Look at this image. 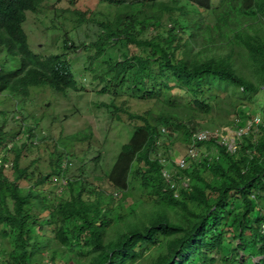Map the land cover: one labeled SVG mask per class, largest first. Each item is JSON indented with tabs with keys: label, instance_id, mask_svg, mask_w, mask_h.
<instances>
[{
	"label": "trees",
	"instance_id": "obj_1",
	"mask_svg": "<svg viewBox=\"0 0 264 264\" xmlns=\"http://www.w3.org/2000/svg\"><path fill=\"white\" fill-rule=\"evenodd\" d=\"M62 1L72 9L80 0H0V51L19 61L15 71L0 66V95L27 100L40 89L64 95L79 90L74 75L91 73L98 93L111 97L98 107L113 122L124 115L133 133L105 176L113 197L82 177H65L67 165L62 168L67 143L88 144L91 129L56 142L52 169L42 173L36 161L21 166L29 150L42 144L45 152L48 145L38 140V122L25 127L21 145L7 149L8 113L0 112V264H135L150 253L148 264H264V117L258 113L264 0H97L105 13L61 10L72 12L77 28L93 30L89 43L73 42L62 26L63 52L34 54L23 29L26 14ZM71 53L85 58L80 72L72 69ZM120 96L151 106L132 113L125 101L116 107ZM242 106L251 108L243 113ZM200 115L213 118L209 129H219V119L240 132L235 151L211 140L204 144L221 159L186 155L189 166H171L172 158L161 154L164 136L181 132L193 145ZM167 164L173 189L162 173ZM56 179L64 190L52 199L46 192ZM134 181L133 203L151 208L142 219L137 210L122 212Z\"/></svg>",
	"mask_w": 264,
	"mask_h": 264
},
{
	"label": "rangeland",
	"instance_id": "obj_2",
	"mask_svg": "<svg viewBox=\"0 0 264 264\" xmlns=\"http://www.w3.org/2000/svg\"><path fill=\"white\" fill-rule=\"evenodd\" d=\"M218 1L219 0H214V4ZM50 7L56 9L55 14L58 16V20H54V13ZM66 8L71 9L65 1L60 3L49 2L47 8H44V11L42 10L43 13L38 15L30 13L26 14V21L23 24V29L28 38L29 49L34 54L49 56L62 53V26L64 31L68 34L67 37L77 44L83 41L89 43L93 39V30L88 29L86 26L79 28L75 26L72 12L68 11L67 13H62L61 10ZM72 10H78L81 12H106L103 5L99 4L97 0H80L75 4V7L72 8L71 11ZM51 20H54L55 25L51 23ZM68 55V60L73 71L80 72L85 58L80 55L75 56L72 53ZM237 58L239 59V57ZM238 59L237 61L241 62V59ZM0 66L6 71H15L19 68V61L18 59L9 57L3 50H1ZM78 74H80V76L78 75L79 77H77L74 75V79L78 84L79 90H69L64 95H58L48 89L31 91L27 100L11 96L8 93L0 95V112L4 111L8 113L7 117L4 119L6 120L5 131L9 134L7 138L11 140L7 149H11L13 144H16L17 146L21 145L26 139L24 133L25 127H32L37 121L38 127L35 132L38 140L43 138L42 142H45V144L48 145L45 152L41 150L42 144L38 148L29 150L27 158L22 160L21 166L24 167L31 161H36L34 165L38 167L39 171L42 173H50L55 158L49 157V153L52 152L55 143H67V137L70 135L91 129L93 138L88 144L75 143L71 145V143H67L68 155L62 162V168L67 165V173H65V177H68L71 180H77L82 177V180L87 184L101 186L107 193L113 192V197H115V191L112 190L111 185L105 180V176L112 168L121 147L129 141L133 133V128L126 124L127 119L124 115L119 116L122 122H113L109 113L104 108L98 107L101 103H109L111 97L98 93L101 89L100 84L92 81L93 74H83V72ZM82 86H84V88H82ZM123 101L126 102L129 111L132 113H143L149 106H151L149 104H142L128 99L126 96H120L116 101V107H121V102ZM259 101L262 105L259 104L258 113L264 117V91L260 94ZM249 108L251 107H241L243 113H248ZM11 112L17 113L14 119L11 118ZM18 112H20V114ZM196 120L201 126H203H196L197 128H200L196 132L211 131L216 135L213 139L217 144L226 146L227 151L230 153L235 151L236 141L239 140L240 132L235 131L232 127L229 128L228 126L223 125V122L219 121V119L215 121V124L220 128H216V130L209 129V127H214V125L209 123V121L213 123L212 117H201L200 115ZM2 122L3 118L0 117V124ZM251 124V122L247 123L249 126H251ZM182 139L181 132H175L173 136L168 137V135H166L163 138V141L167 146H162L161 154L163 157L172 158L173 162H171V166L173 163V166L175 167L183 161V158L190 150L197 153L192 161L203 160V157L222 158L221 156H218L217 149L213 146L209 147L204 143V145L201 146H188V144L183 142ZM233 143L235 149L234 151H231L230 146H232ZM11 157L12 156H9L10 159ZM96 157L99 158L97 166L93 163V160ZM81 166L84 167L83 174H81L80 171ZM167 166L168 164L162 171L163 177L166 180H169L170 185H173L174 183L172 182L171 173L169 171L171 166ZM187 166H189V164ZM5 167V174L11 179V165L8 164ZM164 175H166V177ZM99 179H104V181H99ZM50 180L53 181V177ZM185 183H187V181L184 182V185ZM64 184V181L56 179L48 187L46 193L54 199L59 193H61V191L63 192ZM138 188L139 185L134 181L132 183V196L127 199L122 212L130 214L137 210V214H139L138 217L142 219L151 208L145 206L147 210H141V208H138L140 205L139 202L133 203L139 197ZM138 210L141 211L139 212ZM154 256L155 254H146V256L139 259L135 264H148L149 258ZM45 259L48 260L46 257Z\"/></svg>",
	"mask_w": 264,
	"mask_h": 264
},
{
	"label": "built area",
	"instance_id": "obj_3",
	"mask_svg": "<svg viewBox=\"0 0 264 264\" xmlns=\"http://www.w3.org/2000/svg\"><path fill=\"white\" fill-rule=\"evenodd\" d=\"M255 123H258V120H255ZM249 127L250 126L248 125L246 129H249ZM215 137H216L215 133H211V132L209 133L208 131L207 132H202V131L199 132L198 131V132H195L193 134V144L204 143V142L210 141L211 139H213ZM230 148H231V151H234V149H235L234 143L232 146H230ZM196 155H197V153L194 152L193 150H190L189 153H187V156L189 157L190 160H194ZM186 165H187V162L185 160H183L178 164V167L183 169L186 167ZM164 176L166 177V175H164ZM166 181L169 183V180H166ZM170 187L173 189V188H175V185L174 184L170 185Z\"/></svg>",
	"mask_w": 264,
	"mask_h": 264
},
{
	"label": "clouds",
	"instance_id": "obj_4",
	"mask_svg": "<svg viewBox=\"0 0 264 264\" xmlns=\"http://www.w3.org/2000/svg\"><path fill=\"white\" fill-rule=\"evenodd\" d=\"M208 132H211V131H208ZM211 133H213V132H211ZM211 140H214V139H211ZM211 140H210V141H211ZM207 142H209V141H207ZM204 143H206V142H204ZM195 144H196V143H195ZM195 144H193V145H195ZM174 185H175V184H174Z\"/></svg>",
	"mask_w": 264,
	"mask_h": 264
}]
</instances>
